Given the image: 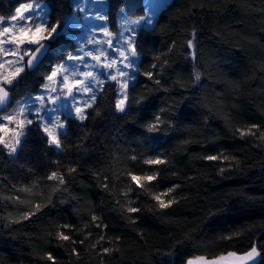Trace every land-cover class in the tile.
<instances>
[{"label":"trees","instance_id":"trees-1","mask_svg":"<svg viewBox=\"0 0 264 264\" xmlns=\"http://www.w3.org/2000/svg\"><path fill=\"white\" fill-rule=\"evenodd\" d=\"M18 2L0 0V14L8 15ZM47 2L53 21L72 13V0ZM142 4L107 0L109 27L118 6L138 15ZM138 33L137 66L141 73L153 71L160 83L136 75L127 114L115 111V96L106 88L89 110L86 127L78 128L69 117L63 153L46 150L35 129L15 156L0 152V264H52L41 258L44 252L52 253L56 264H184L190 257L244 252L254 241L264 264V141L241 139L235 132L264 125V0H169L154 25ZM187 39L194 40V49H187ZM74 42L68 36L54 41L40 67L19 81L8 106L37 91L42 69ZM161 108L168 110L172 128L148 133L145 126ZM185 139L191 143L182 144ZM221 152L236 158L223 175L218 170L229 162L200 159ZM159 154L169 163L159 166L156 187L142 182L146 191L127 179L129 171L145 173L144 157ZM53 161L61 162L68 178L66 191H54L64 186L46 179L56 168ZM68 166L76 168L71 176ZM174 184L181 187L165 199L178 202L161 212L150 193ZM129 185L134 191L125 196ZM36 205L47 206L27 221L10 223ZM130 206L141 210L129 214ZM92 215L104 227L97 228ZM66 224L73 228L59 229ZM57 230L74 239L88 236L87 244L75 245L78 257L70 254L69 242L56 239ZM99 234L105 240L97 243ZM225 235L234 238L224 240ZM101 247L109 254L102 255Z\"/></svg>","mask_w":264,"mask_h":264},{"label":"snow or ice","instance_id":"snow-or-ice-1","mask_svg":"<svg viewBox=\"0 0 264 264\" xmlns=\"http://www.w3.org/2000/svg\"><path fill=\"white\" fill-rule=\"evenodd\" d=\"M92 2L101 5L94 14L80 3L70 5V10L77 15L69 20L61 14L53 21L47 0H19L8 15L0 14V58H2L0 59V106L11 103L12 93L19 81L26 73L40 67L49 55L54 41L59 39L67 41L64 31L66 27L80 28V22L83 21V27L87 33L84 38L76 40L74 46L70 44L71 50L61 53L55 63H49L42 69L40 79L43 82L39 83L37 91L26 98L16 100L15 107L11 111H4L0 108V152L6 151L8 156H15L22 149L29 131L35 129L46 150L63 153L70 123L69 117L78 128L86 127L84 122L91 115L89 110L94 108L106 88L115 96V111L127 114V106L132 99L130 92L136 81V75L142 74L148 80H155L156 84L160 83L153 71L146 70L141 73L136 63L140 55L137 47L139 36L137 28L142 25L149 27L154 25L153 7L142 4V13L136 18H132L131 15L122 16L123 24L128 27H125L124 32L114 33L108 24L109 15L104 11V0H92ZM118 7L122 8V6ZM186 47L188 50L194 49V40L187 39ZM168 51L171 52L172 48L169 47ZM190 55L195 59L194 51ZM162 56L163 54L157 56L156 60H161ZM163 63L166 64L167 60ZM150 67L155 69L157 64L153 63ZM194 79L196 81L201 79L199 71L194 72ZM62 107L68 109V116L61 113ZM167 112V109L161 108L153 120L145 126L146 131L151 134H161L166 128H172L171 118L165 115ZM235 132L241 139L254 137L264 141V125L253 123L246 127H238ZM181 143L187 145L191 141L185 139ZM131 159L135 161L137 156L132 155ZM200 159L207 162H229L227 167L219 168L220 175L232 168L234 165L231 161L236 160L235 157L224 152L202 155ZM53 163L56 168L47 174L46 179L58 181L59 185L64 186L54 191H66L68 178L64 175L61 162L53 161ZM142 163L149 166L145 173L137 175L129 171L127 179H130L140 189H145V184L142 182H148L152 187H156L153 182L158 180V173L161 171L159 166L167 167L169 162L162 154H159L144 157ZM66 172L68 176H71L76 172V168L68 166ZM96 175L99 176V173ZM173 175L175 176L176 173ZM118 179L121 178L118 177ZM192 179L188 177V180ZM124 182L125 180L121 179V183ZM102 187L107 188V185H102ZM180 187L181 185L174 184L167 189H158L150 193L152 200L156 202V207L161 212L178 202L173 198L165 199V197H169ZM132 191L134 190L129 185L123 195L128 196V193ZM46 206L36 205L34 212L23 211L20 219L11 220L10 223L20 224L21 221H27ZM140 210L131 206L126 208L129 214ZM91 221L97 228L104 227L96 215L91 216ZM71 228L73 226L67 224L59 226V229ZM55 237L58 241L69 242L72 245L70 254L77 257L79 252L75 245L88 243L87 235L84 239L78 237L74 239L71 235L65 234L63 230H57ZM222 238L232 240L234 235H225ZM115 239L119 241L121 238L116 237ZM104 240L105 236L99 234L97 243ZM62 246L66 247V245ZM92 247L95 248L96 245ZM109 252L108 247L100 248L102 255L109 254ZM261 255L258 243L254 241L247 251L227 252L226 256L232 258L227 261V264H259L258 258ZM41 258L46 262L56 264V259L50 252H44ZM224 261V256L215 259L196 256L187 258L184 264H222Z\"/></svg>","mask_w":264,"mask_h":264},{"label":"rangeland","instance_id":"rangeland-1","mask_svg":"<svg viewBox=\"0 0 264 264\" xmlns=\"http://www.w3.org/2000/svg\"><path fill=\"white\" fill-rule=\"evenodd\" d=\"M168 2H169V0H143V4L144 5H146V6L151 5L153 7L152 11L155 13L154 20L156 19V16H157L159 10L165 4H167ZM75 3H80L82 6L90 9V11L93 14L101 6V5L97 4V3H93L92 0H72L73 6L75 5ZM103 7H104V11L106 13L107 12V0H104ZM74 15H77V13L72 12L70 14V16L67 18V20H69ZM85 15H87V13H85ZM126 15H128V14H126L125 10L122 11V8H120V10L118 12V15L116 17V23L114 24V27H110L111 30L114 33L124 32L125 27H128L127 25H124L123 21H122V16H126ZM131 16H132V18H136L137 15H131ZM80 23H81V27L80 28H71V27H66L65 28V34L68 37L74 38L75 41L79 40V39H82V38H84L87 35V33H86V31H85V29L83 27V21H81ZM142 27L143 28H148L149 26L142 25L141 27L137 28V32ZM125 34H127V33H125ZM0 59H2V58H0ZM13 107H15V105H11V106L6 105V106L0 107V108H2L4 111H11ZM61 113L64 116H68V109L62 107L61 108ZM224 257H225V261L222 262V264H227V261L230 260V257H227L226 255Z\"/></svg>","mask_w":264,"mask_h":264},{"label":"water","instance_id":"water-1","mask_svg":"<svg viewBox=\"0 0 264 264\" xmlns=\"http://www.w3.org/2000/svg\"><path fill=\"white\" fill-rule=\"evenodd\" d=\"M6 106V105H5ZM0 107H4V106H0ZM232 258H230V260H231ZM259 259V258H258Z\"/></svg>","mask_w":264,"mask_h":264}]
</instances>
